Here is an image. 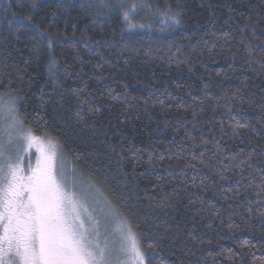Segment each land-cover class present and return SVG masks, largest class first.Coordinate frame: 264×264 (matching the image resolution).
<instances>
[{
    "label": "trees",
    "instance_id": "1",
    "mask_svg": "<svg viewBox=\"0 0 264 264\" xmlns=\"http://www.w3.org/2000/svg\"><path fill=\"white\" fill-rule=\"evenodd\" d=\"M0 94L145 264H264V0H0Z\"/></svg>",
    "mask_w": 264,
    "mask_h": 264
},
{
    "label": "rangeland",
    "instance_id": "2",
    "mask_svg": "<svg viewBox=\"0 0 264 264\" xmlns=\"http://www.w3.org/2000/svg\"><path fill=\"white\" fill-rule=\"evenodd\" d=\"M150 24L142 26L143 11ZM132 30H165L143 6L127 16ZM137 238L104 195L73 169L51 139L20 121L0 94V264H145Z\"/></svg>",
    "mask_w": 264,
    "mask_h": 264
}]
</instances>
